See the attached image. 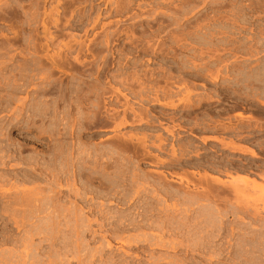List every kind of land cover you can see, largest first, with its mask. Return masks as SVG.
Segmentation results:
<instances>
[{
    "label": "bare ground",
    "instance_id": "1",
    "mask_svg": "<svg viewBox=\"0 0 264 264\" xmlns=\"http://www.w3.org/2000/svg\"><path fill=\"white\" fill-rule=\"evenodd\" d=\"M246 21L244 20L241 23L246 25ZM261 31L263 32V29L259 32L261 33ZM83 43L75 41V44H78L80 47L79 49L77 46L78 51L75 48L76 53L73 52V48L76 45L67 44V51L54 52L50 54L48 59L47 56L44 57L50 61L51 81L49 95L57 96L55 100L50 101L49 120L48 114L41 116L43 113L41 115L38 113L40 120L37 119V112L35 116L37 118L32 116L35 115V113L32 114L33 111L31 113L32 115H28L31 109L28 111L25 102L26 99L21 100L22 98L17 99L15 97L16 94L23 92V86L16 85L15 87H8L9 89H7L8 91L6 93H10L7 94V98L0 99V110L2 108L9 110L10 108L9 112L11 113V116L8 114L9 119L5 123L9 124L6 132L1 127L2 122L5 120L3 121L0 118V128L4 130H0V228H3V230L0 229L2 230L0 231L2 232V234L0 233V264H57L55 262L57 257L53 259L55 263H53L52 256L50 259V246L49 250H47L44 248V244L50 242V233L53 236L54 234L65 233L63 227L73 228L72 238L75 237V243H73L74 240H69L74 245L70 242L68 244L66 243V247L70 244L71 247L74 246L72 249L70 248L71 250L67 249L68 252H74V248H76V251L79 250L80 253L82 249L86 252V246L90 242L87 240L88 236L95 241L98 238V241L100 240L102 243L100 249L103 251L104 249H108L109 251L112 248V244L107 238L113 235L120 241H124L123 245L126 243L129 246H131V243L135 245L139 244L138 248L145 254L150 253L149 255L154 254L158 248H167L177 252L182 250L183 252L180 256L171 257H167L165 252V254L159 257L152 255L146 264H264V182L262 183L264 181V174L258 176L262 179V181H259L261 184L254 177L250 176L251 174H255L256 176L255 170L262 172L263 167L261 165L264 164L256 165V163L252 162L254 167L244 164L238 165L234 163L235 160L228 159L229 156L218 154V145L213 144L209 147L206 143L209 141L207 137L200 138L198 134L201 133H198L197 130V133L195 132V128L199 126L203 127L200 123L207 121L209 123V119L215 118V114L214 116L211 115L214 113L210 112L211 106L205 108V111L203 110V113L199 115H195L193 111L201 107L205 101L210 102L215 97L221 100V92L217 95L218 93L215 94V90H212L210 95L209 93H205L209 90L207 89L206 91H202L204 92L203 94H196L198 92L193 94L194 90L191 89H195L196 86L194 87V84H191L193 78L190 77V73L188 78H192V82L187 79L190 83L185 84L184 87L183 84L185 81L186 83L188 82L185 80L180 85L181 88L183 86L186 92L185 96L183 98L181 97L183 91H181L178 85V87L172 88V91L170 88L175 86L170 85L168 81L173 79H171V76L174 69L182 74V72L188 71L189 69L194 70L196 67L198 68L196 65L194 68L188 66L186 64L188 63L187 61H183L185 63H181L180 67L177 66L178 68L174 67L175 65L173 67L172 65H166L165 70L168 68L169 75L171 74L169 76L171 80L166 78L168 75L166 76L164 74L166 76L165 78L169 80L163 78L169 85L166 83L163 86L165 88L161 87V89L156 85V87L149 85V88L147 87L148 89L145 88L146 86L142 87L140 85L138 91L135 89V85L129 83L120 84V86L126 85L127 88H117L111 85L105 86L88 81V75H86L88 80L84 79V73L81 74L79 71V73L77 72L78 75L73 76L66 84V81L63 82L64 80L58 81L59 78L56 80L58 82L53 81L52 78L57 75L55 74L56 71L60 72L65 69L77 71L79 68H86L87 65L85 66V62L80 60L84 56V50L82 49V46H84ZM203 43L201 44L202 46H205V44L208 45V43ZM213 44L216 43L213 42ZM212 46L210 45V47ZM256 53L260 54V52ZM39 58L42 57L39 56ZM10 59L12 58L10 57ZM219 60L221 61V59ZM234 61L235 63H233L232 69L228 68L231 78L228 79L229 74L228 76L226 74L227 77L223 79V85L220 84L223 90L233 92L234 96L238 95L235 99H238L237 101L240 103L243 102V105L247 102V99L251 98L257 99L258 102L260 100V103L264 106V101L261 102L264 97V65L248 67L243 64L245 62L237 64L238 59ZM217 63L219 64L220 62ZM43 65L46 66V62ZM211 65L207 68L201 67V70L202 68L204 71L209 70L207 72L208 74L203 72L207 74L205 76H209V72L214 68ZM100 68H98L97 73H90L91 77H89H100ZM162 69L164 70V68ZM4 70L2 65H0L1 76L4 75ZM168 70L166 71L168 72ZM225 70H227V67ZM220 71L218 72L217 70L218 73ZM161 72L163 71L161 70ZM153 74L150 75L153 76L152 78L154 80ZM200 74L202 75V73ZM26 76L28 77V75ZM178 76L180 74H177ZM182 76L183 74L178 79L180 80ZM174 77L176 78V76ZM183 77H185V74ZM182 79L184 80V78ZM5 80L8 81V78H5ZM142 80L140 78V81L143 83ZM145 80L147 81L149 78H145ZM165 80L164 82H166ZM154 81L157 82L156 80ZM213 81H217V79ZM155 82H151V84H157ZM180 82H177V84H180ZM148 83L146 84L148 85ZM7 84H4V89H6ZM204 86L202 85L201 87L204 88ZM221 86L220 88L222 89ZM177 88H180L178 92L181 91V96H179L180 92H174V89L176 91ZM111 90L117 94V98L116 96L115 98L118 101L119 96L124 97V103H120L123 107V115L121 114V116L119 115V110L109 107L107 98L112 96ZM223 94L222 96H224ZM230 95L232 96V93ZM159 96L168 99V101L177 96L181 98L180 100L179 97L175 98L179 100V103L176 104L173 100L169 102L165 101V103L163 102V98L161 100ZM147 98L148 100L152 99L150 102H155L160 107L163 106L169 109L177 108V110L180 108L178 115H182L172 117L170 116V112V118L168 119V112L166 111V113L164 109L158 112L160 114L154 115L150 110L141 111L142 107L139 110L134 108V105L138 103L137 101L133 102L134 99L142 102ZM111 105L115 107L114 105L116 104L110 103ZM33 107L36 106L33 105ZM42 109L44 110V108ZM173 109L171 110L173 111ZM185 111L187 114L183 115ZM215 112L218 113V111ZM224 114L220 115L224 116ZM237 115H239L238 117L240 119H237L242 121L241 123L231 117H228V120L225 119L224 121L226 122L224 123H222L223 120L222 122L219 120L221 122L220 125L217 124L219 122L218 120H216L217 123L213 121L216 123L215 125H219L217 126L218 128L220 127L218 130L228 131L233 134L228 135L233 138L230 141H227V138H225V141L219 137L220 140L214 137L215 141L213 140V143L219 142L223 149L226 148L230 152L249 155L253 159L259 158L262 155H259L257 150L261 151L264 148V138H260L263 133H258L257 131L250 132L248 129L256 126L251 123L252 118L249 117L251 119H249V122L247 120L248 118L245 119L241 113ZM221 118L223 119V117ZM221 118L217 116L216 119ZM233 119L237 123H234L232 121ZM45 120L50 122V125H48L50 130L45 129L47 125L44 127V132L49 130L50 133L47 148H35L34 143L39 146L44 145L40 139L42 137L38 138L37 136L40 133L38 127L42 126ZM38 122L42 124H39L40 126L36 128ZM167 122L169 125L165 124ZM259 122L261 121L257 123L258 128L261 127ZM170 124L172 125L170 126ZM108 125L116 132H119L124 127H132V129L138 132H119L108 141L94 143L92 136H90L94 133L89 132L90 129L97 128L98 126V128H103ZM208 125L205 126L204 124V130L206 127H211V125ZM16 128L20 130L19 134L23 135V138L16 139L12 136L11 131ZM215 128L210 130L212 131ZM202 130L200 131L205 133ZM31 131H35L37 136L35 135L34 138H29V135L25 134ZM44 132L42 133L47 136V133ZM42 133L41 135H43ZM244 134L246 136L245 138L242 137ZM220 137L222 138V136ZM241 138L243 143L247 142L248 138L252 140L251 143H248L254 145L256 149L242 148L241 145V147L236 146L235 144L238 143L234 141L241 140ZM195 139H199L201 144L197 143ZM204 146H207L209 149H203ZM200 149L202 151L199 154ZM201 154L203 157H200ZM205 154L206 156H204ZM164 155H167L168 158H162ZM147 160L152 165L154 164L153 166H156L157 169L162 168L163 170L159 171L158 169L154 172L153 170L150 172L143 170L141 163ZM192 160H196L197 164L188 163ZM132 168H134L133 171H131ZM232 171H236L235 173L240 172V174L242 172L244 175L237 174L240 176L233 177L231 174ZM223 172H226V176L228 174L231 180L221 178L220 175ZM129 174L131 176H128ZM252 188L260 191V194H257L258 196L253 195L254 197L248 195L251 194L249 190H253ZM255 190L253 192L256 193L257 191ZM125 198H129L128 206L133 211V214L116 216V213L113 214V211L111 212V208L115 205L118 207L126 205ZM172 199L175 202L172 203ZM158 207H160L158 209L160 215L156 211ZM180 209V219L178 218L179 220L176 219L177 221H173L172 218L174 216L170 217V215L179 213ZM85 213L86 215H97L95 216L97 219L94 218L96 221H93V218L90 220L88 216H85ZM92 221L96 224L100 222L98 225L99 229L94 230ZM148 230H156L159 233L155 236H151V234L149 236ZM131 232L136 234L133 236L130 234L128 236ZM168 232H171L173 236L175 235L176 240H174V237L172 240L170 239L171 241H168L169 239L167 240V238V241H165L164 234ZM63 236L65 237V235ZM68 238L70 239L71 237ZM177 238L181 239H178V241ZM37 240L39 241L37 242ZM63 243L65 242L60 244L62 245ZM2 247H6V249L2 251ZM61 247H55L58 250L57 252L61 251L59 249ZM95 251L92 253L89 250L92 254ZM59 255L60 253H56V256L59 257ZM76 255V258L74 257L75 260L81 261L80 259L82 257L78 260L79 256L77 257ZM96 255H91L89 258H94ZM59 259L62 262L66 258L63 259L60 256ZM66 260L69 261L68 259ZM56 261L58 262L59 260L57 259ZM66 262L64 264H67ZM82 262H79V264H83L85 261ZM91 262L93 263V261Z\"/></svg>",
    "mask_w": 264,
    "mask_h": 264
},
{
    "label": "rangeland",
    "instance_id": "2",
    "mask_svg": "<svg viewBox=\"0 0 264 264\" xmlns=\"http://www.w3.org/2000/svg\"><path fill=\"white\" fill-rule=\"evenodd\" d=\"M243 19L245 21L247 20L246 25L242 24L244 21ZM247 22H248V25H247ZM262 29L264 32V0H0V65H2V67L5 69L3 72L5 76L3 75L4 76L3 77L0 75V83H1L0 84L1 85L0 86V99L7 98V94L10 92L8 93L6 92L8 91L7 89H9L10 86H13V87H15L16 85H19L20 87L23 86L22 87L23 92H21L20 94H16L18 96L15 95V97L17 99L22 98L21 100L26 99L25 102L27 104L26 106L28 107V111H30L31 109L28 115H30L33 111L32 114L35 113V115H32V114L31 115L35 117L36 112H37L38 118L37 117L35 118L39 119L42 113L43 114L41 116H46L48 114L47 116L49 120L50 119L49 118L50 117V101L55 100L57 96L49 95L50 94V81H51L50 80V63H49L50 61L47 59L50 57V54H53L54 52L67 51L68 49L66 48L68 47L66 46L67 44H70L73 46L76 45V47L73 48V52L76 53L80 49V47L78 46V44H75V41L77 42L80 41L81 43L84 42L83 45L85 46V47L82 46L83 47L82 49L84 50V56H83L84 58L82 57L83 59L81 58L80 60H83L85 62V66L87 65L86 68L85 67L83 69L79 68L81 71L79 69L77 71H74V70L71 71V69L70 70L65 69L63 71H60L63 75L59 71L58 72L56 71L55 74L57 75L53 77L55 79L52 78L53 81H56L59 78L58 81L64 80L63 82L66 81L65 82L66 84L73 78V76H77L78 75L77 72L79 71L81 74L84 73L83 74L84 79L88 80L87 79L88 77L89 78L88 81L99 83L105 86L111 85L112 87H117V88H123V87L127 88L126 85L120 86V84L122 85L123 83L124 84L129 83L131 85H135L134 87L138 91H139L140 85L142 87L146 86L145 88L147 87L149 88V85H152V86L156 85L158 88L161 89V87L165 88L163 86L164 84L166 85L167 83L166 80H169L170 79L169 76H171V74L169 75L168 68L166 69L168 70V72L165 70L166 65H172L173 67L174 65L178 66L181 63L184 64L185 62L183 61H187L188 63L186 64L188 66H192L194 68L196 65L198 66V68L196 67V69L194 70L189 69L190 70V71L188 70L189 72L188 71L182 72L183 76L185 74V77L182 76L180 80L178 79L179 77H176V78L174 77V74L176 72L178 73V71L173 68L174 69V70L172 69L173 72L171 70L172 76H173V77L171 76V79L172 78L173 79L172 80L170 79L171 81H168V82L170 83V85H174L175 87L172 86L170 89L176 88L177 85L180 87V85L183 83L182 81H185L188 79L187 75H190V74L192 75V74L197 73L198 77L197 78L195 77L196 79L193 78L192 80L194 83L193 82L191 83V84H194L193 85L194 87L196 86L195 89L194 88L191 89V90H194L193 94L195 92H198L196 94H199V93L203 94L204 92L202 91H206L207 89H209L210 91L207 90L205 93L210 94L212 90L213 91L215 90L214 93L215 94L218 93L217 95H219V92H221L220 97H223V99L220 100V98L216 99L215 97L216 100L213 99L214 102H212L213 100H211L210 102L205 101L201 105V107L196 108V110L193 112H195L196 114L201 113L203 110L205 111V108H209L210 106L211 107L217 106L216 109H220L221 106H223L222 102L229 101V99L230 101L238 102L237 101L238 99L237 100L235 99V97L238 95L234 96L233 92L224 91L223 87L220 85V84L223 85L222 83L223 79L224 78L226 79L228 74H229V77L227 78L228 79L231 78L228 68L232 69L234 65L233 63H235L234 60L238 59V62H236L237 64H242V62H245L243 64L247 65L248 67H251V66L257 67V66L264 65V47H263L264 33L262 31L261 33L259 32ZM201 39L203 42L208 43V45L205 44V46H202L201 44L203 42L200 41ZM199 42H202V43L198 44ZM213 42L216 44H213ZM107 43L108 45H106ZM209 44L213 46L210 47ZM77 46L79 49L77 48ZM75 48L77 49V51ZM256 52H260V54ZM39 56H41L42 58H39ZM46 56H47V59L44 58ZM10 57L12 59H10ZM218 57L219 59H221V61L218 59ZM45 62H46V66L43 65V63L45 64ZM213 62L214 63L216 62L215 65ZM217 62H220V63L218 64ZM206 64L208 65L205 66ZM210 64H212L211 66L214 67L209 72L211 76L210 75L205 76L208 74L207 72L209 70L204 71L202 68L203 70L202 71L201 67L207 68L210 66ZM226 67H227V70H225ZM98 68H100V72H99L101 73L100 77L97 76L96 78L95 76V77L90 78L91 77L90 73L91 74L92 72L97 73ZM162 68H164V70ZM161 70L163 72H161ZM217 70L218 72L219 70H221L220 73H218ZM199 72L202 73V75L203 74L204 75L202 76ZM203 72H206L207 74ZM150 74L154 75V80H156L157 82L153 80L152 78L153 76H151ZM164 74L168 76L166 77ZM18 75L21 77H19ZM26 75H28V77ZM86 75L88 76L86 77ZM199 75H201L202 77ZM163 77L164 78L166 77L169 79L165 78L166 79L165 80ZM5 78L6 79L8 78V81L5 80ZM140 78L143 79L142 80L143 83L140 81ZM145 78L146 79L149 78L150 81L147 80L149 83L145 80ZM150 78L152 79V81ZM182 78H184V80ZM213 78L217 79L218 82L213 81L215 80ZM162 79H164L166 82H164V80ZM177 80L181 81L180 84L179 83L177 84V82H179ZM135 81L136 82L138 81L137 84ZM145 82L148 83V85ZM151 82H155L157 84H154V83L151 84ZM190 82L188 81L186 83L185 81V83L183 84L184 87H185V84L187 85ZM144 83L145 85L143 86ZM4 84H7L6 89H4L5 88ZM202 85H205L204 88L201 87ZM216 85L218 86L215 88ZM220 86L222 87V89L220 88ZM180 88H177L176 92L177 93L180 92L179 96H181V91H183L182 92L183 94L181 96L183 98L186 92L183 86L181 88V91L178 92ZM174 92H175V89H174ZM111 93H112V96L107 98L109 102V107L116 108L117 110H119V115L121 116V114L123 115V110H122L123 107L121 104L124 103V97L119 96V101H118L116 99L117 94L114 93L113 90H111ZM231 93L233 97L230 95ZM215 94L213 95L215 96ZM222 94L224 96H222ZM30 95H33V96H30ZM127 95L129 94L127 93ZM179 96L175 98H178ZM159 97L162 100L163 97L161 96ZM181 97H179V100ZM175 98L171 100L169 99V101L173 100L176 104L179 103L178 102L179 100L178 99L176 100ZM165 99L166 98H163V102L165 101L169 102L168 99L166 100ZM150 100H148L147 98L146 100H143L144 101L143 103V101L141 102L140 100L134 99L133 102L135 101L138 102V103L136 102L137 104L134 105V108H137L139 110L141 109L140 107H142V109L143 108L144 109L143 110L141 109V111L150 110V112L154 115L160 114L158 112H161L163 109L165 110V112L166 111L172 112V113L173 111L175 113L180 112L179 110L180 108H178V110L177 108L176 109L171 108L173 109L172 111L169 108H164L163 106L160 107L158 104L156 105L155 102L154 103L150 102ZM246 101L247 102H245L244 105L242 104L244 108H237L229 116L233 117L236 120L237 118L240 119L238 117L239 115L237 114L241 113L245 117V119L248 118L247 120L249 122L251 120L250 118H252L251 123L256 126H257L258 121H261L259 122L261 124L260 128H258V126L257 127L255 126L256 128L252 126L253 128L251 127L252 129H248V130L250 132H254V131H257L258 133L262 132L263 134L260 136V138L263 139L264 138V115H263L264 106L262 105V103H260V100L258 102L257 99L250 98V99H247ZM263 101H264V97L261 102ZM110 103L116 104L114 105L115 107H112V105L110 106ZM33 105L36 107H33ZM42 108H44V110ZM33 109L36 111L34 112ZM1 110H0L1 111L0 115L1 116L3 115V116L2 117L0 116V118H2L3 121L5 120L4 122H2L1 127L5 131L2 130L1 128L0 130L6 132V128L9 124H5V123L9 119L8 117L11 116V113L9 112L10 108L9 110L6 108H2ZM46 111L47 112L49 111V112L47 113ZM211 111L213 110L211 109ZM186 114H187L186 111L183 112V115H186ZM211 115L213 116L214 114H211ZM234 119L232 121H234ZM238 119L236 121H240ZM48 120H45L43 124L44 126L39 125V124H42V123H39L40 121L37 123L36 128L40 126L38 127L40 130L39 131L40 133L38 136L35 134L36 133L35 131H31L30 133H25L26 135H29V138H34L35 135L38 138L42 137L40 139H41V142L44 143V145L39 146L38 144L34 143L35 148H41V149L47 148V142L49 141L48 138H50V133H49L50 129L48 127V125H50V122H48ZM241 122L242 121H240V123ZM234 123H237V122L234 121ZM248 124L250 125V123ZM45 126H46L45 129H49L47 132L45 131L47 133V136L46 134L42 133L44 132ZM98 127L92 128L89 131L91 133H94L90 135L92 136L94 143L108 141L109 139L112 138V136H115L116 133H119V132H122V133L128 132V131H130V133L138 132L137 130L132 129V127L121 128L119 132H116L110 125L103 127V128L102 127L98 128ZM42 129L43 131H41ZM19 133H20V130H18L17 128L11 131L12 136L16 139H21V137L23 138V135H20ZM41 133L43 135H41ZM221 133L217 134V133L205 132V133L198 134V136L200 135V138L207 137L209 141H207L206 143L208 144L209 147L213 144L218 145V151H217L218 154L220 153L221 155L223 154L224 156H229L228 159H231L233 161L235 160L236 162L234 161V163L238 165L244 164L246 166H253L252 162L256 164H264V148L261 151L257 150L258 154L259 155L261 154L262 156H260L259 158H255V159H253L249 155H243L240 153L230 152L226 148L223 149L219 142L213 143L215 141L214 137H217L216 139L218 140L220 139L225 140V138H227L226 139L227 141L228 140L230 141L231 139H233L231 136L230 137L228 136V135H233V134L227 133L225 131L224 133L223 132ZM182 134H185V133H182ZM220 136H222V138ZM199 139H195L197 143H200ZM234 142L238 143V144H235L236 146L237 145L239 147L242 146V148L244 147V148H253L254 150L256 149L254 145L249 144L252 142V140H250L249 138H248V141L244 143H243L242 138L241 140H236ZM203 149L208 150L209 148L207 146H204ZM201 151L202 150L200 149L199 154L201 153ZM204 156H206V154ZM200 157H203L202 154L200 155ZM162 158H168V156L164 155ZM153 165L150 161L147 160L141 163V168L149 172L151 170H153V172L158 169L159 171L163 170L162 168L157 169V167ZM261 166L263 167V168L261 167L262 172L253 170L256 173V176L255 174L250 175L254 177L256 181L258 180V182L262 181V179L258 176H262V174H264V171H263L264 165H261ZM133 169L134 168H132L131 171H133ZM232 172L231 174L233 177L240 176L241 174H242L241 176L244 175V173L242 172L241 174L240 172L235 173L236 171H232ZM225 173L226 172H223L222 173L223 175L221 174L220 177L223 178L224 180H231V177L228 176V174L226 176ZM257 173H259V175H257ZM237 174H240V175H237ZM131 175L129 174L128 176H131ZM263 182L264 181H262V183ZM259 183L261 184V182ZM254 190L255 189L253 190L250 189L249 192L251 194H248V193L247 194L252 195V196L253 195L258 196L260 194V191L255 190L257 191L255 193L253 192ZM125 201L127 203L124 206H119V207L116 205L112 206L111 212L113 211L112 212L113 214L116 213L115 214L116 216L118 215L125 216V215L133 214L132 213L133 211L128 206L129 198L127 199L125 198ZM171 202L172 203L175 202L174 199H172ZM158 209H160V207H158L156 210L158 215H160ZM116 211L118 212V214ZM180 213H181V209L179 213L177 212L176 214H172L170 215V217L174 216V218H172L173 221H177L181 217ZM85 216H88L90 220H92V218L97 219L95 217L97 215H94V216L91 214L86 215L85 213ZM95 219L93 221H96ZM99 224L100 222H98L97 224L93 223L94 230L95 229L97 230ZM63 228L65 230V233L57 234V235L54 234V236L50 233V242H46L47 244H44V248L47 250H49V246H50V259H51V256L53 257L52 260L57 257L55 259V262L57 264L58 263L64 264V262L67 261L66 259L69 260L66 262L67 264L69 263L79 264V262H82V260L83 262L85 261L84 263L82 262L83 264H86L87 262L88 264L89 262L90 264H105V263L110 264V262L111 264H143V263L146 264L147 261L150 259V256L152 255L154 257H159L166 253L167 257L168 256L171 257V256H180L183 253L182 250L177 252V251H173L167 248L165 249L155 248L156 251L154 254L152 255H149L150 253L145 254L142 252V250L138 248L139 244L135 245L131 243V246H129V244L126 243L123 245L124 241L122 242L117 237L112 235L108 237L109 239L107 238V240H109L112 244L111 250L110 249L109 251L108 249H104V251L101 250L100 249V246L102 244L101 241L100 240L98 241V238L95 241L93 240V238H90L88 236L87 240L90 242H88V245L86 246L87 249L85 247L86 252H84V249L81 250V253L78 250L80 254L79 255L78 251H76V248L73 249L74 252L73 251L68 252L67 250V249L71 250L72 247H74V246L71 247V244L74 245L73 243H75V240H74L75 237L72 238L73 228H65V227ZM0 229L3 230V228H0ZM153 231L152 230L147 231L149 236L150 234L151 236H155L157 235V233H159V231L157 232L156 230H153ZM0 233L2 234V232ZM130 234L131 236H133L136 233L131 232L128 234V236H130ZM63 235H65L66 238ZM68 237H71L72 239L71 238L69 239ZM174 237L175 235L173 236L171 232L164 234L165 241H167L168 239H169L168 241H171ZM178 239L180 240L181 238H177V240ZM69 240L70 241L74 240V241L72 243ZM125 240H127V238H125ZM174 240H176V237L174 238ZM38 241L39 240H37V242ZM62 242H65L62 244L63 246L60 244ZM68 242H70L71 244L69 243L70 245L69 246L67 245L68 247L67 248L66 243L68 244ZM152 242L154 241L152 240ZM57 245H60V246H57ZM61 246L64 248L66 247L65 250ZM55 247L56 248L61 247L59 248L61 249V251L57 252L58 250H56ZM2 248H3L2 251L6 249V247L5 248L2 247ZM89 250L92 253L95 250H98V251H95L94 253L95 255L96 254L97 255L94 258L92 257L89 258L91 255H94L90 253ZM0 251H1V248H0ZM56 253L57 254L60 253L59 257L56 256ZM61 253H63L62 254L64 255L63 257ZM75 255L77 257L79 256L78 260L82 257L80 259L81 261H77V259L75 260L76 258ZM60 256L63 259L66 258L64 260L62 259L64 262L63 261L61 262V259H59ZM190 257L192 258V256ZM57 259L59 260L58 262L56 261ZM91 261H93V263ZM55 262L53 260V263Z\"/></svg>",
    "mask_w": 264,
    "mask_h": 264
},
{
    "label": "flooded vegetation",
    "instance_id": "3",
    "mask_svg": "<svg viewBox=\"0 0 264 264\" xmlns=\"http://www.w3.org/2000/svg\"><path fill=\"white\" fill-rule=\"evenodd\" d=\"M176 68H178V67H180V65H178V67L177 66H175ZM178 75L180 74V76H181V73H177ZM177 74L175 73L174 74V76H176L177 77ZM180 76H178V77H180ZM188 76H190V75H187V77ZM194 76V77H193ZM190 77H192V78H194L195 79V77L197 78L198 76H197V74L195 75V74H193V75H191ZM192 78H188V80H190L191 82H192ZM176 92V91H175ZM223 99V97H221V100ZM236 103V104H235ZM222 104H223V106H221V108L220 109H216L217 108V106H212V107H210V109H212L213 111H211V113L212 112H214V113H212V114H215V118H210L211 120H212V122H211V120L209 119V123H208V121L207 122H202V123H200V124H202L203 125V127H205L206 125H211V127L212 128H215V129H213L212 131L210 130V129H212L211 127L208 129L207 127L205 128V130H204V128L202 127V126H199V127H197V128H195V132H196V130H197V132L198 133H202L200 130H202L203 132H210V133H221V132H223L224 133V131L223 130H218V129H220V127L218 128L217 126H219L220 124H221V122H222V120H223V122L222 123H224V122H226V121H224L225 119L227 120L228 119V117H231V116H229L232 112H234V110H236L237 108H244L243 107V103H240V102H235V101H230V99H229V101H226V102H222ZM233 105H234V107H233ZM242 105V106H241ZM231 108V109H230ZM224 109V110H223ZM233 109V111H231ZM219 110H220V112H219ZM221 110H222V112H221ZM226 110V111H225ZM215 111H218V113H220V114H224V112H225V114H224V116H222V115H220V114H218L217 112H215ZM224 111V112H223ZM203 112H201V114H202ZM168 114V119L170 118L169 117V114H170V112H168L167 113ZM180 114V113H179ZM195 115H196V113H194ZM200 113H197V115H199ZM216 114H217V116H220V118L221 117H223V119L221 118V119H216L217 118V116H216ZM240 114V113H239ZM175 115H177L176 117H178V116H181L182 114H180V115H178V112L177 113H175L174 112V115H173V113L171 112V114H170V116H172V117H174ZM214 116V115H213ZM231 118H233V117H231ZM230 119V118H229ZM216 120H221V122L219 123H217V121ZM213 121H215L217 124H219V125H215L216 123H214ZM205 124V126H204V124ZM213 123V124H212ZM228 123V122H227ZM166 125L168 124L169 125V123L167 122V123H165ZM172 124H170V126H171ZM208 125V126H209ZM210 130V131H207V130ZM220 131V132H219ZM196 132V133H197ZM225 132H228V131H225ZM228 133H230V132H228ZM231 134V133H230ZM184 135H187V134H184ZM242 137H246L245 136V134L242 136ZM201 162H205V161H201ZM188 163H190V164H197V161L196 160H192L191 162H188ZM257 165V164H256ZM258 165H261V164H258Z\"/></svg>",
    "mask_w": 264,
    "mask_h": 264
}]
</instances>
